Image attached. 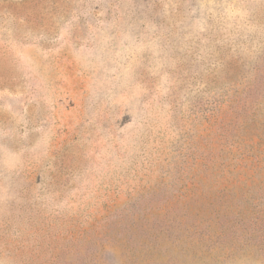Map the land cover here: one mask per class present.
Returning a JSON list of instances; mask_svg holds the SVG:
<instances>
[{
	"label": "rangeland",
	"instance_id": "374dc122",
	"mask_svg": "<svg viewBox=\"0 0 264 264\" xmlns=\"http://www.w3.org/2000/svg\"><path fill=\"white\" fill-rule=\"evenodd\" d=\"M0 264H264V0H0Z\"/></svg>",
	"mask_w": 264,
	"mask_h": 264
}]
</instances>
